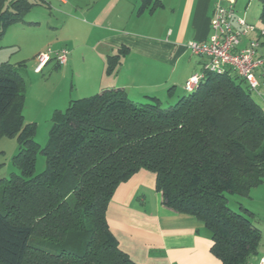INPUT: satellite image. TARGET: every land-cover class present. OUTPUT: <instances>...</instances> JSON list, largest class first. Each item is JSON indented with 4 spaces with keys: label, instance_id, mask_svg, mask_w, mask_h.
<instances>
[{
    "label": "trees",
    "instance_id": "trees-1",
    "mask_svg": "<svg viewBox=\"0 0 264 264\" xmlns=\"http://www.w3.org/2000/svg\"><path fill=\"white\" fill-rule=\"evenodd\" d=\"M39 1L0 0V41ZM119 56H109L108 70ZM243 82L231 69L207 71L165 105L135 102L122 88L72 99L51 116L45 169L35 174L26 83L1 62L0 133H18L19 173L0 179V264H140L119 247L106 210L116 187L141 169L155 174L163 206L210 231L219 264H247L261 233L240 199L264 180V105Z\"/></svg>",
    "mask_w": 264,
    "mask_h": 264
},
{
    "label": "crops",
    "instance_id": "crops-1",
    "mask_svg": "<svg viewBox=\"0 0 264 264\" xmlns=\"http://www.w3.org/2000/svg\"><path fill=\"white\" fill-rule=\"evenodd\" d=\"M56 1L59 16L53 20L49 16L43 20L24 18L7 27L3 44L0 41V62L8 61L3 58V47L18 46L27 54L25 59L32 57L33 61L38 52L48 47L67 48L65 65L50 60L41 72L33 70L34 76L50 70L49 78L57 77L52 95L59 93L60 102L68 104L105 88H122L135 102L156 98L171 104L187 93L185 82L202 68L205 58L193 54L187 43L209 37L210 19L218 0ZM219 2H232L237 16L257 29L264 28L259 0ZM30 28L43 35H29ZM257 37V32H251L240 45ZM261 40L264 48V37ZM116 54H120L119 61L108 70V58ZM21 60L24 59L15 60L13 65ZM62 82H69L66 95H61L60 88L58 91ZM240 200L253 213V222L261 233L256 255L264 256V180ZM106 220L119 247L137 263L219 264L210 251V231L196 217L162 205L151 171L141 169L116 187Z\"/></svg>",
    "mask_w": 264,
    "mask_h": 264
},
{
    "label": "built area",
    "instance_id": "built-area-1",
    "mask_svg": "<svg viewBox=\"0 0 264 264\" xmlns=\"http://www.w3.org/2000/svg\"><path fill=\"white\" fill-rule=\"evenodd\" d=\"M211 33L204 41H189L187 47L193 54L203 56L205 61L199 72L193 73L185 82L186 91L193 90L204 78L207 71L223 72L225 69L233 70L244 79L251 91H255L264 105V48L262 37L264 28L257 29L244 17L237 16L232 2L223 5L217 1L210 19ZM251 32H257V38H250L241 46V40ZM68 49L60 48L38 52L34 57L33 70L42 71L50 60L59 66L65 65L68 60ZM247 264H264V256L254 255Z\"/></svg>",
    "mask_w": 264,
    "mask_h": 264
},
{
    "label": "rangeland",
    "instance_id": "rangeland-1",
    "mask_svg": "<svg viewBox=\"0 0 264 264\" xmlns=\"http://www.w3.org/2000/svg\"><path fill=\"white\" fill-rule=\"evenodd\" d=\"M32 2L34 0H31ZM47 2V3H46ZM46 2L39 1L38 4L34 5L29 12H27L24 16L26 20L30 18H41L43 17H58L59 14L57 12L58 3L56 0H47ZM50 3V6H49ZM43 27L44 24L42 23ZM27 29V28H26ZM45 29V27H44ZM42 29V30H44ZM36 30V28H34ZM33 31L30 28L29 35L33 33L36 36L43 35L39 32H31ZM31 37V36H30ZM14 38V36H13ZM3 44V42L1 41ZM18 47V46H17ZM15 46H8L7 48L3 47L2 51H5V60H8L9 63L13 64L15 60L24 59L19 61L18 65H16L17 72L23 76L25 83H26V97L27 100L24 104L23 108V116L24 122L23 124L33 123L35 126V133H34V140L39 145V150L36 152L35 155V174H39L45 169V157L41 152V149L44 148L49 139V128L51 126V116L55 110H64L67 106L64 102H60L59 100V93L53 94L56 87L55 84L58 82L56 76H52L49 78V71L44 73H40L37 76L33 75V66L34 61L32 57L27 58V54L24 51H20ZM50 48V47H48ZM47 49V48H46ZM44 49V50H46ZM52 49V48H51ZM60 49V48H59ZM57 50V49H53ZM1 63V62H0ZM242 87L245 88V83L243 82ZM64 86V87H63ZM61 92V95L66 91L68 94L69 89V82H62L59 87L58 91ZM261 89V87H260ZM70 90V89H69ZM251 95L259 104H263L260 97L257 96L255 91H251ZM46 104V106H45ZM162 105H165L162 101ZM45 106V107H44ZM57 106V107H56ZM57 108V109H56ZM19 150V142H18V133L14 134H6L0 133V179L8 178L11 174L19 173L18 168L13 164V157L17 154ZM229 196V205L235 208L234 199L235 196Z\"/></svg>",
    "mask_w": 264,
    "mask_h": 264
}]
</instances>
